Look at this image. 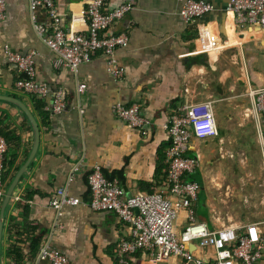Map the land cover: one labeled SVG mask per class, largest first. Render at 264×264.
<instances>
[{"label": "crops", "instance_id": "crops-1", "mask_svg": "<svg viewBox=\"0 0 264 264\" xmlns=\"http://www.w3.org/2000/svg\"><path fill=\"white\" fill-rule=\"evenodd\" d=\"M205 1L212 5V10L192 23H185L179 14V0H106L104 12L127 2L132 5L110 30L124 32L129 38L128 45L116 52L117 63L124 71L119 79L107 71L102 53L79 66L76 73L66 67H54V54L34 31L29 0L6 1V17L0 22V97L16 99L26 107L37 124L39 141L4 209L1 264H15L4 251L16 241L22 254L19 264H46L39 260V254L29 256L30 241L21 230L24 222L37 232L45 230L44 244L65 255L69 264H117L116 245L129 237L130 230L116 215L94 213L85 206L90 200L87 175L93 167L99 166L108 176L117 173L112 180L120 184L126 197L158 191L167 175L165 155H160L170 145L165 126L169 125L173 111L203 101H210L215 109L251 106V93L264 86V29L238 27L229 11V0ZM89 2L55 0L64 31L85 32ZM34 15L35 24L49 26L45 9H38ZM5 49L22 55L35 54L34 81L62 93L65 107L59 115L43 111L46 118H37L29 100L15 91L20 77L8 64ZM77 88L83 91L79 93ZM46 102H50V97ZM115 103L138 104L149 120L146 131L129 127L113 114ZM0 115L4 116L6 134L15 139L9 141L15 146L10 177L13 169L14 175L26 160L32 133L14 104L0 100ZM191 150L201 160L200 143L191 142ZM261 163L264 175L262 156ZM199 175L202 194V170ZM61 187H66L68 194L81 203L59 210L51 207L50 201ZM16 202L26 207L25 217L15 207ZM196 207L199 222L207 223L212 230L226 227L221 210L215 206L209 209L204 197ZM255 207L259 221H243L234 216L231 226L254 224L264 243V199ZM177 225L181 234L187 226L185 213ZM7 226L14 230L6 238ZM189 248L194 259L213 264L212 248L198 243ZM262 256L260 264H264V252ZM128 264L194 262L173 257L156 263L138 253Z\"/></svg>", "mask_w": 264, "mask_h": 264}, {"label": "built area", "instance_id": "built-area-1", "mask_svg": "<svg viewBox=\"0 0 264 264\" xmlns=\"http://www.w3.org/2000/svg\"><path fill=\"white\" fill-rule=\"evenodd\" d=\"M6 1L0 0V22L6 17ZM106 0H90L87 6V28L76 34L66 32L61 26L55 7V0H29V10L34 31L45 47L55 56L54 67H66L76 73L79 66L88 64L97 53L106 58L107 71L114 79L123 76L124 71L117 63L116 52L128 45L124 32H110L131 9L130 2L104 12ZM179 14L185 23H192L212 10L205 0H179ZM45 9L49 17L48 27L35 24V12ZM229 11L235 24L240 27L264 29V0H229ZM7 62L15 68L19 79L15 91L25 98L34 97L43 101L45 113L59 115L65 107L62 93L51 91L35 79V54L22 55L5 49ZM264 85V83H263ZM81 93L82 88H77ZM50 102L47 103V98ZM251 115L260 140V151L264 165V86L251 93ZM49 104V105H47ZM112 113L129 127L146 131L149 120L141 113L138 104L112 105ZM170 137V146L165 151L167 175L161 188L154 193H138L125 196L120 184L107 180L99 166L93 167L87 176L90 200L85 204L94 213H112L126 226L130 235L121 240L115 249L117 264H128L136 254L142 253L150 261L162 263L173 257L194 264H204L194 259L189 248L192 243L212 248L215 252L213 264H260L264 243L257 234L254 224L246 227L226 226L212 230L207 223L197 219L196 204L202 186L198 181L187 179L200 174V159L189 155L191 142L195 139H211L219 136V127L210 101L192 103L182 111H173L170 123L165 126ZM7 145L0 136V202L5 192L3 183V157ZM81 203L68 194L66 187L56 190L50 206L59 210L65 205ZM185 213L187 226L178 233V221ZM39 260L46 264H69L68 258L58 250L44 244Z\"/></svg>", "mask_w": 264, "mask_h": 264}, {"label": "rangeland", "instance_id": "rangeland-1", "mask_svg": "<svg viewBox=\"0 0 264 264\" xmlns=\"http://www.w3.org/2000/svg\"><path fill=\"white\" fill-rule=\"evenodd\" d=\"M213 112L219 120V136L192 140L199 142L203 151L200 167L204 199L209 209L215 206L221 210L226 226L235 223L234 216L243 221H259L255 206L264 199V175L251 106L213 108Z\"/></svg>", "mask_w": 264, "mask_h": 264}, {"label": "trees", "instance_id": "trees-1", "mask_svg": "<svg viewBox=\"0 0 264 264\" xmlns=\"http://www.w3.org/2000/svg\"><path fill=\"white\" fill-rule=\"evenodd\" d=\"M23 77H20L19 79L21 80ZM29 104L32 105L34 112L37 114V118L38 119H45L46 115L43 112V108L45 106V103L41 100H38L34 97H29ZM4 116L0 115V136L3 137L4 141L6 142L7 145V151L3 157V183L5 185H7V183L10 181L13 173H14V169L13 172L11 173L10 177H9V173L11 171V168L13 166V162H14V158H15V146L14 145H10L9 141H13L15 140L14 138H10L9 133L6 134V129L5 127H3V121H4ZM170 146V145H169ZM192 151L189 152V155L191 156H195L194 153H191ZM160 157L164 158V154L160 155ZM104 177L107 180H112L114 175H117V173L113 174L112 176H108L106 175L105 172H103ZM121 175V174H120ZM119 175V176H120ZM88 176V175H87ZM121 179V177H120ZM187 179H192L195 181H198L201 184V178L199 173L195 174V175H191L188 176ZM155 191H148V193H154ZM204 197L203 194L200 193V197L198 202H201V198ZM197 202V203H198ZM15 207L16 208H20L22 210V216L25 217L26 215V207L24 205H21L20 203H15ZM11 221H13V218L10 219ZM16 225H14L15 227ZM12 230H14V228L7 226L6 227V238L8 237L9 232H11ZM22 232L24 233V236L27 237V239L30 241V247H29V256L31 257H35L37 254H39L40 249L42 248L43 244H44V239L46 236V231L45 230H40L37 232V229L35 227H29L27 226V224L24 222L23 226L21 228ZM23 241V240H22ZM18 241L14 242L15 245H9L6 247L7 249H5V254L6 256H11L14 259L15 264H19L20 261L22 260V254L20 253V251L18 250ZM6 264V263H3ZM8 264V263H7Z\"/></svg>", "mask_w": 264, "mask_h": 264}, {"label": "water", "instance_id": "water-1", "mask_svg": "<svg viewBox=\"0 0 264 264\" xmlns=\"http://www.w3.org/2000/svg\"><path fill=\"white\" fill-rule=\"evenodd\" d=\"M0 100L14 104V106L26 118L29 126L31 127V133H32V145H31V149L29 151V154H28L26 160L24 161V163L17 169V171L15 172V174L13 175V177L11 178L9 183L7 184L4 195H3V200H2L1 206H0V264H1V243H2V237H3V213H4V209H5L8 201L10 200L12 191H13L14 187L16 186L19 178L21 177L22 173L25 171L26 167L28 166L29 162L31 161V159L33 158V156L35 154V151H36V148L38 145V141H39V130H38L37 124L35 122V119L30 114V112L26 109V107L24 105H22L21 102L17 101L16 99L4 98V97H0Z\"/></svg>", "mask_w": 264, "mask_h": 264}]
</instances>
